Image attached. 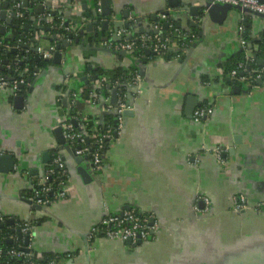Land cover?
I'll list each match as a JSON object with an SVG mask.
<instances>
[{"label": "crops", "instance_id": "0c3cea01", "mask_svg": "<svg viewBox=\"0 0 264 264\" xmlns=\"http://www.w3.org/2000/svg\"><path fill=\"white\" fill-rule=\"evenodd\" d=\"M205 1L178 0L171 7L169 0H108L110 15L102 13L100 0H27V6L22 0L9 2L5 20L0 19V29L5 28L0 39L14 38L10 25L20 2L31 22L22 23L19 32L29 29L30 38L18 40L27 48L13 45L42 57L45 50L51 65L38 68L25 95L0 89V155L14 160L10 170L0 171V230L7 229V243L29 247L38 258L67 255L74 264H264V77L253 84H232L226 72L242 55L255 60L252 70L262 67L264 19L248 14L250 29L244 35L252 50L244 52L239 27L246 15L242 20V12L233 10L213 22L202 17ZM54 8L63 13L62 25L71 38L57 36L52 42L51 15L49 21L44 15ZM162 13L167 17L160 22L163 31L192 35L185 50L171 49L170 58L135 65L130 55L104 47L105 41L117 42L121 30L134 37L154 28ZM103 21H108L106 30ZM35 46L37 52L31 50ZM57 50L60 63L53 60ZM117 66L140 70V91L126 87L132 114L103 153V169L94 173L59 142L55 130L68 93H81L95 80L96 89L103 82L110 87L107 72ZM97 70L103 74L93 75ZM68 80L63 101L60 91ZM234 85L241 88L237 93ZM106 95L111 102L112 88ZM15 96L23 97L21 106ZM103 105L77 95L71 107L81 121L96 124ZM203 105L213 111L196 121L195 112ZM54 151L65 158L67 195L39 210L25 193L31 191V181L42 180ZM46 152L50 157H44ZM79 167L90 178L84 180ZM203 196L210 198L208 212L202 211ZM235 196L245 198L244 211L232 210ZM128 206L153 219L156 230L150 237L137 245L105 237L88 241L102 218ZM25 222H30L29 231L18 233Z\"/></svg>", "mask_w": 264, "mask_h": 264}, {"label": "built area", "instance_id": "2783aa9c", "mask_svg": "<svg viewBox=\"0 0 264 264\" xmlns=\"http://www.w3.org/2000/svg\"><path fill=\"white\" fill-rule=\"evenodd\" d=\"M214 1L228 3L233 6H239L242 9H247L250 12L264 15V2H261L260 0ZM20 8V2H16L14 5V11L15 14L19 17L23 16V12L20 10ZM242 14L243 20L245 15L250 13L242 12ZM49 18L50 14L47 12L44 15V19L49 21ZM166 19V15L162 13L154 28L146 29L134 37L130 36L127 29L121 30L118 33V35L120 36V40H118L117 42L105 41L104 47L114 52L124 51L126 54L130 55L133 58L135 65L139 64L141 57H143L141 56V54L139 55L137 53L138 51H141V49L145 50L149 59H156V57L170 58L171 49H180L182 51L185 50L188 47L187 43H191L193 41V37L190 33H183L179 29H169L167 31H163L159 23ZM62 22L63 19L61 18L59 28L62 26ZM239 33L240 43L242 44L244 52H251L252 48L250 46V41L247 40L246 35H244L245 29L243 25H240ZM19 43L21 42L18 41L16 43V47L19 46ZM5 47L8 48L10 46L6 45ZM12 47H15V45H13ZM179 54L180 53L177 52L175 56L179 57ZM42 55L44 58H46L48 57V52L44 50ZM246 59L247 62L238 63L235 68L227 73L232 81L235 82V84H253L257 80L264 77V66L257 69L252 70L251 68L250 70H248L247 65H250L253 57L247 55ZM140 81L141 75L139 73H136L134 75V78L130 81H115L112 85L110 84V87L112 89H116L117 101L115 105L108 101V95L103 96L98 95L96 92H93L88 98L91 104H97L101 101L104 102V105L101 107V113L96 115L99 119L97 120L95 125H97V123H104L103 116L105 114L115 113L117 122L115 134H119L124 124V112L131 108L130 104L126 102V96L124 94L120 95L119 90L121 88L130 87L136 92H139ZM69 82L70 80H68L66 84L64 83V86L60 91V95H62L61 98L63 101L64 89H68ZM22 83L23 80L11 81L0 75V89H6L10 93H16L19 88L18 86ZM79 94V92H71V96L66 98V108L64 115L62 114L58 121L59 125L62 127L64 138L73 149L74 155L88 157L85 161L88 162L91 170L94 173H98L104 167V141L110 140L112 138V133L111 131H106L99 134L98 132L91 131V128L89 127L95 125H91L87 120L81 121L78 112H72L71 105L74 104L75 97ZM212 111L213 108L210 105H203L196 110L194 119L196 121H199L201 118L210 115ZM88 139L93 140V143L95 144L94 147L88 146V144H86ZM215 152L216 154L219 153V149H216ZM69 179V173L65 160L62 159V155L58 151H54L52 153L50 164L44 170L42 180H35L34 183L31 181L30 185L28 186V188L32 191V196L29 198L33 201L34 204L42 207H46L52 202L65 198L67 195L66 186L68 185ZM49 195L53 196V198L50 199ZM202 200L205 204V208L202 211L208 212V208L210 206V198L203 196ZM246 208L247 203L244 197L235 196L232 198L233 211L240 212L244 211ZM151 219L152 218H150L148 215L141 213L133 207L126 208L122 212L117 214H108L91 228L88 235V241H91L102 234L103 237L110 240H130V243L132 245H137L138 242L147 239L152 235V233L155 232L156 227L154 223H150ZM22 225V228L20 227V229L23 232H28L30 222H25ZM3 253H5L9 257L24 260L26 261V264H60V262H56L54 259H51L48 262L39 261L37 259L35 260L31 253V250L29 249V251H25L22 247L10 248L6 250L0 247V256ZM66 260L68 261L69 259Z\"/></svg>", "mask_w": 264, "mask_h": 264}, {"label": "trees", "instance_id": "16d2710c", "mask_svg": "<svg viewBox=\"0 0 264 264\" xmlns=\"http://www.w3.org/2000/svg\"><path fill=\"white\" fill-rule=\"evenodd\" d=\"M12 8V7H11ZM56 8V7H55ZM49 9V14L51 15V22H50V28H51V37H52V42H55V39L57 38V36H67L69 37L71 34L70 30H66L64 28V25H62V27L59 28V23L62 17V12L57 10V9ZM20 10L23 12V16L19 17L16 16L14 17L13 15V22L10 25L14 31V38L13 39H0V43H2V45H0V75L5 77L8 80H23V84L19 85V89H18V94H22L25 95L26 92H28V86L29 84L32 82V80L35 78V75L37 73L38 68H44L48 65H51V60L50 59H46L42 56H40L38 58V60H36V56L37 55H30L27 54L23 48L21 49V47H18L15 49V51L11 49H5V45H9V46H13V44L17 43L18 40L23 41L24 39H28L30 38V33H29V29L24 32H19L20 31V26L22 23H30L31 21L29 20V10L27 8L21 7ZM250 16L248 14H246V19H244L243 21V26L244 29H246V31L248 32L250 29V24L247 22V17ZM169 20V24H171L174 27V20H172L171 18L168 17ZM17 25V27H16ZM160 25V23H159ZM38 30V28L36 29ZM183 33H185L184 30H181ZM196 34V33H195ZM28 37V38H27ZM12 44V45H11ZM60 46V42L58 41L57 43V47ZM139 55L141 54V61H145L148 58V55L146 54L145 50L141 49V51L137 52ZM136 53V54H137ZM134 54V55H136ZM255 61V60H254ZM251 62L253 65L255 62ZM247 62V59L244 55L240 56L237 58V61H235V63H233L231 66H228V69L226 68V72L229 73V71H231L233 68L236 67V65L238 63H245ZM16 68V70H15ZM26 69V71H25ZM139 69L131 66L130 68L126 69L123 66H117L115 67L113 70L107 72L108 73V77L110 78V84L112 85L115 81H130L134 78V75L136 73L140 74V71H138ZM24 71V72H23ZM103 74L102 71H95L93 73V75L95 74ZM96 83V80L93 81V83L91 84H87L83 87L82 92L79 94V98H81L82 100L84 99H88L89 96L94 92L97 91L98 95H103L106 96V91L110 90L111 87H109L108 85L104 84V82L101 84L100 88L96 89L94 87V84ZM232 84H235V82H231ZM251 84V83H250ZM110 85V86H111ZM66 90V89H65ZM127 88H121L119 90V94H127ZM71 96V92L68 93V97ZM12 98V97H11ZM72 112L76 113V108L72 109ZM103 121L104 123H97V125L95 124H91V125H95L91 128V131H95L98 132L99 134L104 133L106 131H111L112 133V138H114V136H116L115 134V130L117 128V123H116V116L115 113H108L105 114L103 116ZM106 122V123H105ZM112 138L110 140H105L104 141V148L103 151L105 152V150L108 148L109 143L111 142ZM86 144H88V146L94 147V143L92 139H88V141L86 142ZM27 197H31L32 196V191H27V193H25ZM50 199L53 198V196H50ZM8 236V231L7 229H1L0 230V247H2L4 250L6 249H10V248H16L18 247L17 244L14 243H7L6 238ZM98 237H103V235L101 234ZM93 241V240H91ZM90 241V242H91ZM32 253V252H31ZM34 259L39 260V261H43V262H48L51 259H54L56 262H60L62 259H68L67 255L64 256H58V255H51V256H46L43 258H38L35 253H32ZM0 264H26V261L21 260V259H16L13 257H9L7 256L5 253H3L0 256Z\"/></svg>", "mask_w": 264, "mask_h": 264}, {"label": "water", "instance_id": "95a60500", "mask_svg": "<svg viewBox=\"0 0 264 264\" xmlns=\"http://www.w3.org/2000/svg\"><path fill=\"white\" fill-rule=\"evenodd\" d=\"M12 0H8V1H4L2 3L3 7H4V10L3 11H0V19L1 20H5V15H6V11H5V8L8 7L9 5V2H11ZM70 1V0H69ZM261 2H264V0H260ZM22 4L23 6H27V0H22ZM101 2V7H102V13L104 15H110L111 14V9L109 8V5H108V0H100ZM178 4V0H169V6H176ZM203 8V11H202V17H208L210 20H212L213 22H219V21H222L224 20L227 15L233 11V10H237V11H241V12H244V13H250L252 15H255V16H258L260 18H263L264 19V15L262 14H257V13H253V12H250L248 11L247 9H242L241 7L239 6H233L231 4H228V3H221V2H215L214 0H206L205 1V4L204 6L202 7ZM40 11L41 7L39 6L38 8ZM196 10V8L192 9V13H194V11ZM13 11V9H12ZM165 14H169V12H165ZM13 16L16 17V15L14 14L13 12ZM67 17L70 16V13H67L66 14ZM154 18V17H153ZM65 25L67 26L68 25V20L65 21ZM127 25V24H126ZM180 26V23H177V27ZM102 27L104 30L107 29L108 27V21H103L102 22ZM164 27L166 28L167 25L165 24ZM92 28L91 25H89L87 27V29L90 31ZM122 27H119L118 31H120ZM4 27H1L0 29V33H3L4 32ZM26 29V27H25ZM35 29H37V27H35ZM117 31V32H118ZM144 29L141 30V32H143ZM131 36V35H130ZM72 35L69 36V38H71ZM97 37V34L95 32L94 34V39ZM78 40V39H76ZM96 40V39H95ZM103 40V39H102ZM105 40H108V38H106ZM119 40H120V37H119ZM61 44L65 46L68 45V41L67 40H64L62 39L61 40ZM19 46H23L24 48H27V46H25L23 43L22 45L19 43ZM38 48L37 46H35L33 49H31L32 51L34 52H37L38 51ZM15 47L12 48L13 51H15ZM59 49V48H58ZM107 49V48H106ZM108 51H111L110 49H107ZM121 55H125L126 53L124 51H120L119 52ZM39 57V55H37V58ZM53 60H54V63H60L61 61V53L59 52V50H57L54 54H53ZM261 66H264V64H262ZM247 69L250 70L251 69V65H247ZM230 81H232V79L229 77ZM233 82V81H232ZM258 82V81H257ZM32 88V87H31ZM30 88V90H31ZM240 86L238 85H234L233 86V90L234 92H238L240 90ZM244 92H247L248 90L247 89H244L243 90ZM195 99V97H191L190 98V101H193ZM15 102H16V105L17 106H21L22 104V101H23V97L22 96H15L14 98ZM116 101H117V95H116V89H112V99H111V103L112 104H116ZM199 105V104H198ZM192 108V104L190 103L189 104V110H191ZM132 114V111L131 110H126L124 112V119L126 120L128 116H130ZM117 123V122H116ZM56 132V136L59 140V142L63 145H65L66 149L69 151V153H71L72 155H74V151L73 149L70 147V145L68 144V142L66 141V139L64 138V135H63V131H62V127L59 125L58 128L55 130ZM59 152V151H58ZM44 157L46 158V156L50 157L49 153L46 152L43 154ZM75 156V155H74ZM51 158H52V155H51ZM50 158V159H51ZM88 157H82V156H77V160L79 161H82V160H86ZM62 159L64 160L65 158L62 156ZM3 162H8L7 166H4L2 167L1 164ZM14 165V160L12 158V156H9L7 154H3V155H0V171H8L11 169V167ZM78 171L79 173L82 175V177L84 178V180H87V178H90L87 171L83 168V167H79L78 168ZM29 203L32 204L33 208H36V209H44L45 207H42V206H39V205H36L33 203V201L30 199V200H27ZM129 207V206H128ZM126 207V208H128ZM124 208V209H126ZM123 209V210H124ZM151 224L154 223L153 219H151ZM3 227L1 224H0V228ZM21 229L19 228L18 229V233H21L20 231ZM29 240V237H26V241ZM127 241H130V240H127ZM25 251H29V249L27 247L23 248ZM88 249V248H87ZM61 264V263H60ZM65 264H74V262L70 259L68 260Z\"/></svg>", "mask_w": 264, "mask_h": 264}]
</instances>
